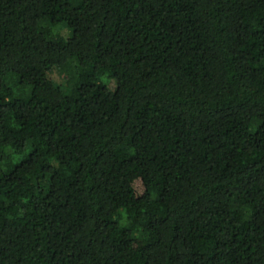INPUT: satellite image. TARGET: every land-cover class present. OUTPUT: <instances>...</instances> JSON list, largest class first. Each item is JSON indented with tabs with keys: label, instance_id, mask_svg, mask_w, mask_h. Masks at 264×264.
Masks as SVG:
<instances>
[{
	"label": "trees",
	"instance_id": "trees-1",
	"mask_svg": "<svg viewBox=\"0 0 264 264\" xmlns=\"http://www.w3.org/2000/svg\"><path fill=\"white\" fill-rule=\"evenodd\" d=\"M0 264H264V0H0Z\"/></svg>",
	"mask_w": 264,
	"mask_h": 264
}]
</instances>
